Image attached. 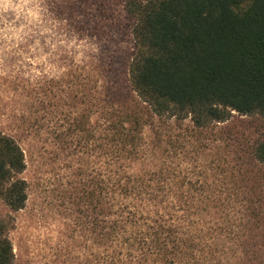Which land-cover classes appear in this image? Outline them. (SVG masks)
<instances>
[{
  "label": "trees",
  "instance_id": "1",
  "mask_svg": "<svg viewBox=\"0 0 264 264\" xmlns=\"http://www.w3.org/2000/svg\"><path fill=\"white\" fill-rule=\"evenodd\" d=\"M123 7L129 92L111 91L92 64L67 76L80 94V119L96 116L88 134L97 168L83 189L92 215L88 263L264 264L252 233L264 223L257 170L264 141L232 156L213 137L233 114L264 119V0H124ZM155 121L180 135L153 133ZM24 170L23 150L0 133V200L12 212L27 200ZM12 229V219L0 217V264H13Z\"/></svg>",
  "mask_w": 264,
  "mask_h": 264
},
{
  "label": "rangeland",
  "instance_id": "2",
  "mask_svg": "<svg viewBox=\"0 0 264 264\" xmlns=\"http://www.w3.org/2000/svg\"><path fill=\"white\" fill-rule=\"evenodd\" d=\"M123 4L124 0H0V133L24 152L20 177L27 194L18 212L0 200V217L13 221V264L93 260L88 257L93 253L88 239L92 215L83 189L97 168L94 139L88 134L96 116L89 122L80 119V94L76 85L69 89L67 76L77 65L92 64L91 74L111 91L122 96L129 92L125 74L132 41ZM79 74L73 71V76ZM89 103L94 111L95 99ZM164 127L163 121H155L153 133L169 136ZM173 133L180 135L172 129ZM213 133L232 156L234 150L249 152L254 143L264 141V119L233 114ZM257 170L264 174V166ZM252 233L264 261V223Z\"/></svg>",
  "mask_w": 264,
  "mask_h": 264
}]
</instances>
